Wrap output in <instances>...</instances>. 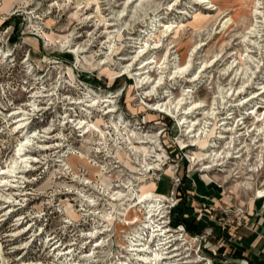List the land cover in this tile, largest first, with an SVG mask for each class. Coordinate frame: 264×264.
Segmentation results:
<instances>
[{"label":"rangeland","instance_id":"obj_1","mask_svg":"<svg viewBox=\"0 0 264 264\" xmlns=\"http://www.w3.org/2000/svg\"><path fill=\"white\" fill-rule=\"evenodd\" d=\"M169 240L159 264H264V0H0V264Z\"/></svg>","mask_w":264,"mask_h":264},{"label":"bare ground","instance_id":"obj_2","mask_svg":"<svg viewBox=\"0 0 264 264\" xmlns=\"http://www.w3.org/2000/svg\"><path fill=\"white\" fill-rule=\"evenodd\" d=\"M160 26H163L161 23L159 24V27ZM169 27V26H168ZM149 51V50H148ZM145 66H143L141 69H145L148 65H150L151 63H153V60L152 59H147L146 61H145ZM148 68V67H147ZM145 71V70H144ZM144 71H141L140 73L141 74H143L144 73ZM34 97H40V96H34ZM104 102H109L110 103V100L107 98V97H102V98H100V99H98V100H94L93 99V104H91V105H89L88 106V108L89 107H93V106H99V104L100 103H104ZM96 104V105H95ZM107 110H106V114H111V113H113V111H114V109H113V106H111V104H108L107 106ZM248 113H250V112H248ZM22 116H19L18 118H16V122H19V125L18 126H20V127H25L26 125V120L28 119V114L26 113V114H21ZM244 123V122H243ZM86 122L84 121V120H79V122H78V127H82V128H84L85 126H86ZM187 127H189V126H187ZM22 128V129H23ZM190 128V127H189ZM89 132V130H87V133ZM24 139H25V141H24V143H22L21 145H20V148L18 149V152H17V154H18V156L20 157V159H21V162H25L24 161V158H22V157H26V154L24 153V154H21V152H22V150H23V148L29 143V136L25 133L24 134ZM212 145V144H211ZM210 147H213V146H210ZM145 203V200H141V201H139V203ZM153 203V204H152ZM155 202H151V204H149V207H150V210H149V212L150 213H152V212H154L155 214H157V215H162V213H163V211H162V208H159L160 206H159V204L160 203H158L157 205H156V203L154 204ZM151 214L152 216H154L155 214ZM152 216H151V218H152ZM160 219H162V218H160ZM159 226H160V224H158V225H156L155 227H157L155 230H153V231H159V232H162V229H164V227H166V226H164V227H161V228H159ZM151 228H153V225H151ZM154 235H157V236H159L160 235V233H157V234H152V236H154ZM165 235V234H164ZM169 242H171L170 240L169 241H166L163 245H161L159 248H157V250H153L151 253H150V255H148V254H143V255H139V258L141 257V259L142 260H144L145 261V263L146 264H148V263H150V262H154V264H159V260L160 259H170L171 257H175L176 256V254L175 255H172V256H169V257H163L162 256V254H169L168 252H163V250H165V249H168V248H170V247H165V245H168L169 244ZM136 245H139V244H136ZM132 251L133 250H135V251H144V248L143 249H131ZM139 252V253H140ZM143 262V261H142ZM160 264H171V263H167V262H161Z\"/></svg>","mask_w":264,"mask_h":264}]
</instances>
